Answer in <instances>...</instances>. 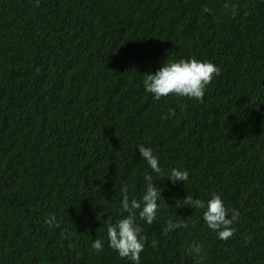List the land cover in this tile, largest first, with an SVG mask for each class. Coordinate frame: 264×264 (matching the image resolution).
<instances>
[{"label": "trees", "instance_id": "obj_1", "mask_svg": "<svg viewBox=\"0 0 264 264\" xmlns=\"http://www.w3.org/2000/svg\"><path fill=\"white\" fill-rule=\"evenodd\" d=\"M189 57L221 69L203 102L145 91V73ZM145 173L161 197L152 224L137 212L140 264H197L193 243L200 264H264V0H0V264H133L107 226ZM213 193L240 213L226 241L183 204ZM169 220L188 227L164 235Z\"/></svg>", "mask_w": 264, "mask_h": 264}, {"label": "clouds", "instance_id": "obj_2", "mask_svg": "<svg viewBox=\"0 0 264 264\" xmlns=\"http://www.w3.org/2000/svg\"><path fill=\"white\" fill-rule=\"evenodd\" d=\"M39 6L40 0H34V7ZM224 7L231 8L233 17L237 15L235 5L225 3ZM204 11L210 13L212 10L205 7ZM39 70L38 68L37 71ZM220 72L221 69L213 62L200 60L195 57L166 60L155 73H145L143 85L145 91L152 94L155 100L174 95L203 102L206 87L212 82L214 77L220 75ZM181 107L183 108L184 106ZM174 115L175 110L169 109L168 116L162 118H169ZM138 149L141 157L146 160L151 169L155 173L161 174L162 169L159 165L158 157L154 155L152 148L141 144L138 145ZM166 178L175 184L177 181H187L189 174L187 170L172 168ZM144 180L146 182V191L140 200L135 198L130 200L127 189H122L123 199L121 207L122 211L127 213V215L122 216L118 221L110 223L107 226L109 247L116 251L121 258H127L133 264H140V254L143 252L145 242L147 241V236L141 235L143 231L142 227L136 223L137 212L141 220L152 224L156 219L159 208L158 201L161 197V189L153 181L149 173H145ZM183 204L192 209H205L203 211V219L209 228L217 233L220 240L226 241L235 234L236 229L233 227V224L239 220V210L227 208L220 194L213 193L211 198L206 202L187 195L183 199ZM45 223L49 226H60V222L54 214H49ZM187 227V223L183 221L174 222L169 220L163 228V234L167 235L177 228ZM62 235L67 238L71 233H66L62 230ZM156 244L157 241L153 240V247ZM70 247H74V245L70 244ZM92 248L96 252H101L103 250V242L100 239L93 240ZM187 251L189 255L194 254L197 256V264H200V261L203 260V256L201 255L202 246L193 243L188 247Z\"/></svg>", "mask_w": 264, "mask_h": 264}]
</instances>
